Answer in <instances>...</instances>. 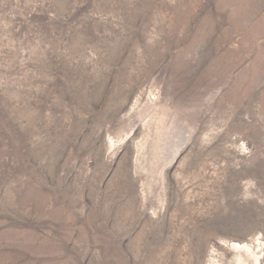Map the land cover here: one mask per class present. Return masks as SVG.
I'll return each instance as SVG.
<instances>
[{
	"label": "rangeland",
	"instance_id": "obj_1",
	"mask_svg": "<svg viewBox=\"0 0 264 264\" xmlns=\"http://www.w3.org/2000/svg\"><path fill=\"white\" fill-rule=\"evenodd\" d=\"M254 240L264 264V0H0V264Z\"/></svg>",
	"mask_w": 264,
	"mask_h": 264
},
{
	"label": "bare ground",
	"instance_id": "obj_2",
	"mask_svg": "<svg viewBox=\"0 0 264 264\" xmlns=\"http://www.w3.org/2000/svg\"><path fill=\"white\" fill-rule=\"evenodd\" d=\"M261 243L258 242V240H254V243L251 242V244L244 243L243 245L234 244L233 248L236 251L242 252L244 251L247 259H243L242 255H239L238 257V263L237 264H248V260L251 259V264H260V255L263 253L262 249L260 250Z\"/></svg>",
	"mask_w": 264,
	"mask_h": 264
}]
</instances>
